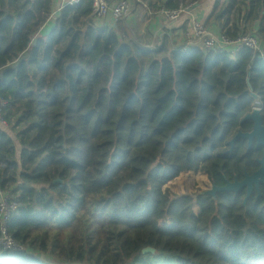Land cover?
<instances>
[{
    "label": "trees",
    "instance_id": "obj_1",
    "mask_svg": "<svg viewBox=\"0 0 264 264\" xmlns=\"http://www.w3.org/2000/svg\"><path fill=\"white\" fill-rule=\"evenodd\" d=\"M54 3L0 0V188L26 248H0V264H264V186L245 205V190L189 187L259 167L263 146L230 140L253 127L247 80L264 123V60L183 49L175 29L149 46L130 20L99 26L92 0L65 5L48 31ZM212 23L264 37V0H214Z\"/></svg>",
    "mask_w": 264,
    "mask_h": 264
},
{
    "label": "built area",
    "instance_id": "obj_2",
    "mask_svg": "<svg viewBox=\"0 0 264 264\" xmlns=\"http://www.w3.org/2000/svg\"><path fill=\"white\" fill-rule=\"evenodd\" d=\"M79 1L81 0H58L57 7L49 15V20H55L65 5H73ZM193 5L194 3L168 8L162 4L155 10L147 11L149 15H158L168 22H173L191 12ZM145 7L149 9V6L145 5ZM92 9L96 23L105 27L119 20L130 18L133 7L130 0H92ZM176 35V43L183 49L198 46L205 51L221 50L233 56L242 49L249 48L264 60V37L258 34L257 27L240 32L236 36H230L220 26L215 29L200 19H193L180 27ZM255 108L260 111L263 108L262 101L257 97L253 106V109ZM16 209L17 203L12 200L10 192L0 188V248L3 251L24 252L26 250L24 245L16 241L8 230L9 221Z\"/></svg>",
    "mask_w": 264,
    "mask_h": 264
},
{
    "label": "crops",
    "instance_id": "obj_3",
    "mask_svg": "<svg viewBox=\"0 0 264 264\" xmlns=\"http://www.w3.org/2000/svg\"><path fill=\"white\" fill-rule=\"evenodd\" d=\"M58 0H55L54 8L58 5ZM132 3V15L130 17V21H128V25L130 26L132 32H137V37L144 43L151 46L157 45L161 42V38H163L164 35H169L168 32L171 31V29H175L174 33L172 35H169L171 40L174 44L177 41V35L176 31L180 28V26L185 25L189 20L193 19H200L202 22H206L208 14L211 11L212 5L214 0H201L198 2V6L195 8H192L191 12L184 14L179 20L168 22L165 19L158 17V15H149L148 11L142 13L145 7V5L149 6V11L155 10L158 8L162 3H160L156 7H151V5H148L146 1L144 0H130ZM164 2V1H163ZM145 16V21H142V16ZM148 18V19H147ZM133 19V20H132ZM51 21V20H50ZM143 24H145L143 26ZM208 26L217 28L219 27L217 24L212 23ZM52 26L46 27L48 31L51 29ZM176 27H179L176 29ZM137 30V31H136Z\"/></svg>",
    "mask_w": 264,
    "mask_h": 264
},
{
    "label": "water",
    "instance_id": "obj_4",
    "mask_svg": "<svg viewBox=\"0 0 264 264\" xmlns=\"http://www.w3.org/2000/svg\"><path fill=\"white\" fill-rule=\"evenodd\" d=\"M198 4H199L198 2L194 3L192 8H195L196 6H198ZM247 84L251 92V95L253 97H257L256 93L253 91L251 82L249 80H247ZM244 119L252 120L254 122L253 128L247 132H243L239 130L236 133V135L230 140V144H231L230 150L234 145V141L238 138L247 139L248 149L251 148L253 141H255L257 145L264 146V124H263L261 111L255 108L251 113H248L244 117ZM257 162L260 164V167L257 170L253 171L251 174L246 172L245 177L241 181H239L238 179L234 180L233 182L228 180L223 186H217L215 183H213L209 189L204 191V193L215 197L218 192H231V191L238 192L240 189L246 186L247 193L243 201L245 205L247 199L249 198L250 194L253 191V186L255 185L258 188L260 183H264V154L261 158L257 159ZM58 181H62V180L60 178H56L54 182H58ZM142 252L154 253L155 248L151 246H147L142 249Z\"/></svg>",
    "mask_w": 264,
    "mask_h": 264
},
{
    "label": "rangeland",
    "instance_id": "obj_5",
    "mask_svg": "<svg viewBox=\"0 0 264 264\" xmlns=\"http://www.w3.org/2000/svg\"><path fill=\"white\" fill-rule=\"evenodd\" d=\"M148 9L147 8H144L143 9V11H141L142 13H144V12H146ZM244 10V9H243ZM242 10V11H243ZM242 13H245V11H243ZM143 18L141 19L142 21H145V19H146V17L143 15L142 16ZM127 20H131L130 18H126ZM148 19V18H147ZM51 21H49V26L51 25V26H54V23L53 22H55L53 19H50ZM133 20V19H132ZM256 23H258V21H256L255 22V24ZM145 24H143V26H144ZM46 27H48V25L46 26ZM44 29V28H43ZM43 29H42V31H43ZM137 31V30H136ZM138 32V31H137ZM137 32L135 33V32H133L135 35H137ZM142 42V41H141ZM149 46H151V45H149ZM3 103L5 104V102H2V100H0V124H5L6 123V121L4 120V118H3V116H2V112H1V110H2V107L4 106L3 105ZM197 176V175H196ZM195 176V177H196ZM184 178H186L187 176L186 175H184L183 176ZM182 177V179L181 180H183L184 178ZM196 179H197V183H196V185H189V187L192 189V190H194V191H197V190H199V189H201V187H205L206 189L205 190H207V189H209L208 188V185H206L205 183H204V178H203V176H201V175H198L197 177H196ZM183 183H184V181H183ZM187 186V183H185V187ZM187 188H188V186H187ZM204 190V191H205ZM203 191V192H204Z\"/></svg>",
    "mask_w": 264,
    "mask_h": 264
},
{
    "label": "flooded vegetation",
    "instance_id": "obj_6",
    "mask_svg": "<svg viewBox=\"0 0 264 264\" xmlns=\"http://www.w3.org/2000/svg\"><path fill=\"white\" fill-rule=\"evenodd\" d=\"M253 106H254V105H253ZM253 110H254V109L252 108V111H253ZM252 111H251V112H252ZM251 112H249V113H251ZM261 114H262V110H261ZM246 115H247V114H246ZM246 115H245V116H246ZM245 116H244V117H245ZM243 119H244V118H243ZM262 119H263V114H262ZM244 120H247V119H244ZM248 120H250V119H248ZM251 121H252V120H251ZM252 122H253V121H252ZM263 124H264V123H263ZM253 125H254V122H253ZM252 128H253V127H252ZM246 140H247V139H246ZM247 142H248V141H247ZM253 142H255V141H253ZM255 143H256V142H255ZM252 144H253V143H252ZM256 145H257V144H256ZM258 146H263V145H258ZM263 148H264V146H263ZM263 154H264V152H263ZM262 156H263V155H262ZM260 158H261V157H260ZM257 159H258V158H257ZM259 167H260V164H259ZM259 167H258V168H259ZM258 168H257V169H258ZM257 169H256V170H257ZM254 171H255V170H254ZM251 173H252V172H251ZM251 173H250V174H251ZM244 177H245V174H244V176H243L242 178H240V179L236 176L234 180L238 179L239 181H241ZM234 180H233V181H234ZM227 181H228V179H227ZM229 181H231V180H229ZM233 181H231V182H233ZM261 185L264 186V183H260V185H259L258 188L254 185V186H253V191H252V193L250 194V196H251L254 192H256V199H258V198L262 195V192H261V190H260V186H261ZM241 190H245V192L247 193V187H246V186L243 187L242 189H240L239 191H241ZM239 191H238V192H239ZM235 193H237V192H235ZM259 193H260V194H259ZM245 196H246V194H245ZM250 196H249V197H250ZM244 198H245V197H244ZM247 200H248V199H247Z\"/></svg>",
    "mask_w": 264,
    "mask_h": 264
}]
</instances>
